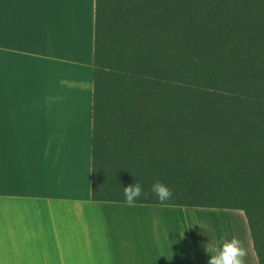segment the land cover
<instances>
[{
    "label": "trees",
    "instance_id": "trees-1",
    "mask_svg": "<svg viewBox=\"0 0 264 264\" xmlns=\"http://www.w3.org/2000/svg\"><path fill=\"white\" fill-rule=\"evenodd\" d=\"M92 66L90 199L241 211L264 264V0H95Z\"/></svg>",
    "mask_w": 264,
    "mask_h": 264
},
{
    "label": "crops",
    "instance_id": "crops-1",
    "mask_svg": "<svg viewBox=\"0 0 264 264\" xmlns=\"http://www.w3.org/2000/svg\"><path fill=\"white\" fill-rule=\"evenodd\" d=\"M94 3L0 0V264H207L153 220L211 209L90 199ZM238 227L224 239L257 264Z\"/></svg>",
    "mask_w": 264,
    "mask_h": 264
},
{
    "label": "rangeland",
    "instance_id": "rangeland-1",
    "mask_svg": "<svg viewBox=\"0 0 264 264\" xmlns=\"http://www.w3.org/2000/svg\"><path fill=\"white\" fill-rule=\"evenodd\" d=\"M206 211H213L212 213L215 215L194 216L184 219L181 216L166 217L164 214L155 213L153 223H156L159 228H161V224L164 225L162 228H166L167 237L174 236L172 224H179L182 230L180 236L185 239H192L204 248L207 244L218 247L220 241L223 243L226 240L224 239L226 234L230 235L236 228H239L240 219L246 223L243 213L238 210L211 209Z\"/></svg>",
    "mask_w": 264,
    "mask_h": 264
},
{
    "label": "clouds",
    "instance_id": "clouds-1",
    "mask_svg": "<svg viewBox=\"0 0 264 264\" xmlns=\"http://www.w3.org/2000/svg\"><path fill=\"white\" fill-rule=\"evenodd\" d=\"M149 191L162 205L173 197V190L160 181H155ZM142 195H147V193L138 181L123 188L124 204L127 207H135ZM205 251L210 254L207 264H246L247 249L236 237L225 240L219 248L207 244Z\"/></svg>",
    "mask_w": 264,
    "mask_h": 264
}]
</instances>
